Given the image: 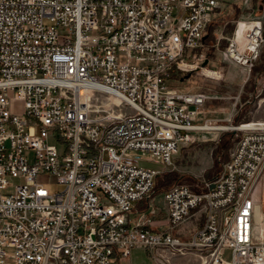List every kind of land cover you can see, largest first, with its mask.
Masks as SVG:
<instances>
[{
	"label": "built area",
	"instance_id": "obj_1",
	"mask_svg": "<svg viewBox=\"0 0 264 264\" xmlns=\"http://www.w3.org/2000/svg\"><path fill=\"white\" fill-rule=\"evenodd\" d=\"M221 8L220 0H0V264H124L137 248L163 264L191 255L201 264H264L255 199L264 123L241 129L203 190L164 192L168 230H153L146 214L130 219L160 174L139 161L172 167L206 128L208 96L167 81L188 71L181 64ZM244 23L243 39L235 33L223 55L251 73L264 26ZM43 175L61 189L39 182ZM196 214L202 225L176 236Z\"/></svg>",
	"mask_w": 264,
	"mask_h": 264
},
{
	"label": "rangeland",
	"instance_id": "obj_2",
	"mask_svg": "<svg viewBox=\"0 0 264 264\" xmlns=\"http://www.w3.org/2000/svg\"><path fill=\"white\" fill-rule=\"evenodd\" d=\"M222 8L212 18L205 32L202 45L188 59L196 70H175L167 81L169 88L187 93H203L208 96L199 122L209 129L194 134L192 142L182 145L174 157L172 167L140 160L141 166L160 171L152 199L155 207L165 209L164 192L176 185H187L195 191L203 190L220 174L231 151L241 136V129L253 123H264V45L261 57L249 73L229 61L224 50L241 23L262 21L264 26V0H220ZM184 68V67H183ZM186 69V68H184ZM13 95V93H11ZM13 111L22 112L24 103L13 102ZM207 110H217L214 119L204 118ZM205 114L210 118V114ZM208 121L207 126L204 122ZM51 191H59L60 185L53 176L38 178ZM149 198V199H150ZM264 209V203H263ZM194 257L195 259H192ZM175 257L171 264H201L196 256ZM230 259V254H226ZM178 260V261H177ZM127 264H163L161 258L143 248L132 250Z\"/></svg>",
	"mask_w": 264,
	"mask_h": 264
},
{
	"label": "crops",
	"instance_id": "obj_3",
	"mask_svg": "<svg viewBox=\"0 0 264 264\" xmlns=\"http://www.w3.org/2000/svg\"><path fill=\"white\" fill-rule=\"evenodd\" d=\"M217 112H218L217 110H207L206 113H204V118L206 120L210 121V120L214 119V117H216L215 114ZM205 114H207V116H209L208 114H210L211 115L210 118L206 117ZM255 199L260 203V205L263 209L264 173H263V176L261 178L260 184H259V186L255 192ZM151 206H152V199L151 198L146 200L145 202L136 204L134 210L130 214L131 222L132 223L135 222L140 215L146 214L148 216H151L153 221H154L153 230H155V231H166V230H168L166 210L164 209L163 211H160V209H157L155 207V209H154L155 211L151 212V208H152ZM203 218L204 217H202L200 214H196V216L193 219L189 220L188 222H186L185 224L180 226L178 229H176L174 231V234L176 236L182 237L183 239L190 238V236L202 225L203 220H204ZM185 258H188V256L182 257L181 263L184 261ZM192 259H195V258L192 257ZM129 261H130V258L124 264H127Z\"/></svg>",
	"mask_w": 264,
	"mask_h": 264
},
{
	"label": "bare ground",
	"instance_id": "obj_4",
	"mask_svg": "<svg viewBox=\"0 0 264 264\" xmlns=\"http://www.w3.org/2000/svg\"><path fill=\"white\" fill-rule=\"evenodd\" d=\"M246 27H247V24L241 23L237 29L236 34H237V38L239 41H241L243 39V33H244V30ZM181 66L188 69V70H194V68L191 65L186 64V63L181 64ZM208 128L209 129H226L225 127H223V128H214V127L210 128L209 126H207L206 129L208 130ZM245 128H247V127H245Z\"/></svg>",
	"mask_w": 264,
	"mask_h": 264
},
{
	"label": "water",
	"instance_id": "obj_5",
	"mask_svg": "<svg viewBox=\"0 0 264 264\" xmlns=\"http://www.w3.org/2000/svg\"><path fill=\"white\" fill-rule=\"evenodd\" d=\"M213 188H214V185L211 186V189H213Z\"/></svg>",
	"mask_w": 264,
	"mask_h": 264
},
{
	"label": "trees",
	"instance_id": "obj_6",
	"mask_svg": "<svg viewBox=\"0 0 264 264\" xmlns=\"http://www.w3.org/2000/svg\"><path fill=\"white\" fill-rule=\"evenodd\" d=\"M208 29V28H207ZM205 37V36H204ZM205 38H203V40H204ZM203 42V41H202Z\"/></svg>",
	"mask_w": 264,
	"mask_h": 264
}]
</instances>
